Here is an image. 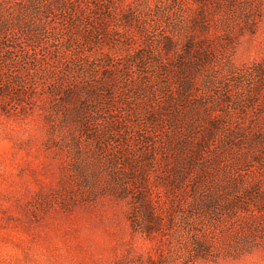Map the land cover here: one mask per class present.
Listing matches in <instances>:
<instances>
[{
	"label": "rangeland",
	"instance_id": "obj_1",
	"mask_svg": "<svg viewBox=\"0 0 264 264\" xmlns=\"http://www.w3.org/2000/svg\"><path fill=\"white\" fill-rule=\"evenodd\" d=\"M6 37L0 264H264V0H0Z\"/></svg>",
	"mask_w": 264,
	"mask_h": 264
},
{
	"label": "trees",
	"instance_id": "obj_2",
	"mask_svg": "<svg viewBox=\"0 0 264 264\" xmlns=\"http://www.w3.org/2000/svg\"><path fill=\"white\" fill-rule=\"evenodd\" d=\"M93 15H94V13H91V16H93ZM86 16L87 15L80 16V19H76L74 16H72V18H74L75 22H78V21H81L82 22V20L83 21H86ZM98 20H99L100 24L99 25L96 24V28L95 29L97 31L104 30L106 28V18H102V19H98ZM75 22L72 21L69 25L71 27H75V26H72V25H76ZM85 24H86V22H85ZM69 29L68 28L67 29H63L60 34L61 35L62 34L63 35L66 34V32H68ZM166 40H168V39L167 38L163 39L164 44H166ZM8 42H9L8 37H6V39H3L2 42L0 41V49H2V47L4 46V50H6V52H9L10 50H16L17 51L19 45H22L23 44V41H21L19 39H17L15 41V47L8 45ZM57 42L59 44H56L57 46L55 45V47L53 49H50V47L48 45H47V47H44L42 44L39 45V47H36V50H35V48H31L32 49V52L34 51V55L31 57V60L34 61L35 64H40L41 62L44 61V59H51V58L57 59V60H54V61L58 62L61 58H63L62 55L65 53V50L62 49V47H64V45L66 44V42H64V43L63 42L61 43L59 41H57ZM19 48H21L22 50H24V47H19ZM37 50H41L43 52L42 55ZM135 58L138 60L139 59V56L138 55H135ZM34 81L36 82L37 80H34ZM14 84H16V83L14 82ZM18 96H26V95H24L23 93H21L19 91H16L9 84L8 85H3L2 89L0 90V97L1 98L2 97H5V99H8L9 101H11L14 104H16L19 101V99L17 98ZM6 106H8L7 109H6V107H2L1 110L5 111V112H6V110L8 111V109L11 108L12 104H10V105L7 104ZM13 108H15V107H13ZM145 114L148 115L147 118L145 117V120L146 121L147 120H150V119L152 120V118L149 117L150 112L148 110H147V112Z\"/></svg>",
	"mask_w": 264,
	"mask_h": 264
}]
</instances>
